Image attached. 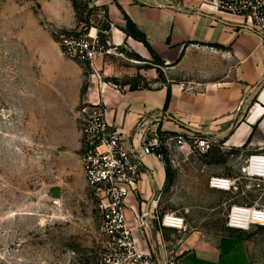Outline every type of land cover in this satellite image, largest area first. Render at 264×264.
<instances>
[{"label":"rangeland","instance_id":"1","mask_svg":"<svg viewBox=\"0 0 264 264\" xmlns=\"http://www.w3.org/2000/svg\"><path fill=\"white\" fill-rule=\"evenodd\" d=\"M93 1L79 6L83 22L78 21L75 11L77 28L72 31L104 29L108 8L93 5ZM194 1L210 10L207 0ZM70 4L72 0H0V264L99 261L102 218L98 197L85 178L66 175L59 169L67 166L59 155L62 148L53 147L47 154L41 94L26 93L27 86H33L27 80L40 75V67L32 61L36 44L52 37L60 45L65 29L57 26L56 18L67 17ZM94 6L100 7L99 13L90 12ZM110 35L105 33L106 52L95 67L83 62L88 75H102L121 89L131 85L153 89L167 83V65L157 64L152 55L143 58L127 43L113 44ZM180 78L174 75L176 81ZM48 125L46 121L45 127ZM59 133L57 129L51 131L55 144ZM201 138H207L209 146L199 148ZM162 140V155L172 176L158 200V215L161 222L170 215L183 220L181 228L169 227L165 232L177 249L212 243L227 233L231 207L258 201L264 205V181L245 172L249 155L264 152L258 127L243 145L184 131L164 132ZM214 178L230 179L233 185L230 189L215 188L211 184ZM54 186L61 187L59 200L50 195ZM243 235L254 263L264 264V228L254 226Z\"/></svg>","mask_w":264,"mask_h":264},{"label":"crops","instance_id":"2","mask_svg":"<svg viewBox=\"0 0 264 264\" xmlns=\"http://www.w3.org/2000/svg\"><path fill=\"white\" fill-rule=\"evenodd\" d=\"M93 5L108 8L113 44L127 43L149 58L144 43L121 30L126 26L125 12L145 33L170 75L167 83L153 89H121L102 75H88L83 62L65 56L52 37L36 44L32 61L40 75L27 80L33 86H27L26 93L41 94L47 154L53 147L62 148L59 155L67 164L59 168L63 173L84 179L78 120L83 104L103 102L106 119L122 132L124 145L139 150L143 138L159 128L243 145L258 127L264 140V38L245 18L205 10L194 0H94ZM69 7L67 17L57 16L56 22L71 31L77 28V18L73 5ZM93 29L91 34L96 35ZM174 75L181 77L179 81ZM169 88L171 100L164 110ZM56 129L60 133L55 144L50 137ZM139 155L144 171L138 191L128 197L125 214L142 251L153 253L159 264L165 263L168 253L176 254L180 264H255L245 231L232 228L212 243L173 246L165 235L169 227L158 215V200L168 181L165 160L141 150ZM147 212L146 226L137 227L135 214Z\"/></svg>","mask_w":264,"mask_h":264},{"label":"built area","instance_id":"3","mask_svg":"<svg viewBox=\"0 0 264 264\" xmlns=\"http://www.w3.org/2000/svg\"><path fill=\"white\" fill-rule=\"evenodd\" d=\"M210 10L242 16L264 38V0H207ZM206 4V3H204ZM62 52L68 58L79 62H88L95 67L100 56L106 52L98 32L87 34H60ZM81 136L82 171L87 186L98 197V209L101 215L100 237L102 248L98 264H159L153 253H146L138 246L133 228L127 224L125 210L131 194L138 191L144 165L140 150L144 154H157L163 145L159 129L152 130L150 136L143 138L140 150L124 145L122 132L114 128L106 119L103 102L83 104L79 110ZM198 147L209 146L207 138L198 140ZM245 172L259 182L264 181V152L254 151L249 155ZM222 179V178H221ZM220 178L212 180L217 188ZM228 189L233 185L230 179ZM135 214L137 227L146 226L145 216ZM178 217L167 222L164 227L181 223ZM172 224V225H171ZM229 228L249 231L257 226L264 228V205L259 201L252 205H235L228 214ZM164 264H180L177 255L168 253Z\"/></svg>","mask_w":264,"mask_h":264},{"label":"trees","instance_id":"4","mask_svg":"<svg viewBox=\"0 0 264 264\" xmlns=\"http://www.w3.org/2000/svg\"><path fill=\"white\" fill-rule=\"evenodd\" d=\"M84 1H86V4L89 3L91 0H72V5L77 13L78 16V21L83 22L82 19H80L79 17V6L80 4H82ZM117 1V0H115ZM118 6L122 9V7L118 4ZM103 8V7H102ZM104 9V8H103ZM100 10V7L94 6L93 8H91L90 12L93 13L95 12L96 14L99 13L98 11ZM124 12V11H123ZM125 15V20H126V26L124 28H121L122 31H124L127 36H131L134 39L144 43V45L148 48V50L150 51L151 55L155 58L157 64L159 65H166L165 62L160 58V56L157 54V52L153 49V47L151 46V44L149 43L146 35L144 32H142L137 25L135 24V22L124 12ZM104 18L107 20L104 29H101L100 31L98 30V36L100 37L102 43L106 44V37H105V33H111V29H112V22L110 21L109 18V14L106 11L105 8V16ZM61 34H77L76 31H68V30H62ZM78 34H87L86 32L83 33H78ZM170 41V40H169ZM104 44V45H105ZM131 90H136L139 89L137 86H130ZM171 100V90L170 88L168 89L167 92V97H166V102H165V106H164V110H167L169 107V103ZM159 132L161 134L164 133V131L161 130V128H159ZM174 133V132H171ZM158 153L162 154V149L160 151H158ZM165 163H166V171H167V180L171 178L172 176V170L168 164L167 159H165Z\"/></svg>","mask_w":264,"mask_h":264},{"label":"bare ground","instance_id":"5","mask_svg":"<svg viewBox=\"0 0 264 264\" xmlns=\"http://www.w3.org/2000/svg\"><path fill=\"white\" fill-rule=\"evenodd\" d=\"M96 30L93 29V34H95ZM95 36V35H94ZM221 179V178H220ZM222 182H219L220 185L217 187L219 189H228V181L226 179H221ZM56 200H59V199H56ZM174 216H168V220L167 222H173L172 219H173ZM179 221H182L181 219H178ZM172 225V224H171ZM172 227H176V228H181V223L178 224V225H173Z\"/></svg>","mask_w":264,"mask_h":264},{"label":"water","instance_id":"6","mask_svg":"<svg viewBox=\"0 0 264 264\" xmlns=\"http://www.w3.org/2000/svg\"><path fill=\"white\" fill-rule=\"evenodd\" d=\"M61 193H62V190H61V187L59 186H54L50 190V195L55 199H60Z\"/></svg>","mask_w":264,"mask_h":264}]
</instances>
